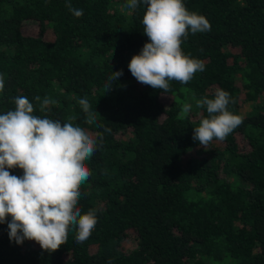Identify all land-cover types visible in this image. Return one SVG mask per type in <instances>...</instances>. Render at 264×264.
<instances>
[{
  "label": "trees",
  "instance_id": "1",
  "mask_svg": "<svg viewBox=\"0 0 264 264\" xmlns=\"http://www.w3.org/2000/svg\"><path fill=\"white\" fill-rule=\"evenodd\" d=\"M126 3L0 0V114L23 96L33 115L98 137L77 205L81 214L95 210L91 236L77 242L73 226L67 242L48 252L10 241L3 223L0 264H264V0H183L211 24L181 45L205 69L187 84L170 81L167 93L129 70L149 38L146 5ZM29 21L37 23L33 35L23 32ZM217 89L235 100L228 109L243 123L205 150L193 139L208 115L196 102ZM45 98L54 103L41 111ZM85 98L92 124L79 104Z\"/></svg>",
  "mask_w": 264,
  "mask_h": 264
},
{
  "label": "clouds",
  "instance_id": "2",
  "mask_svg": "<svg viewBox=\"0 0 264 264\" xmlns=\"http://www.w3.org/2000/svg\"><path fill=\"white\" fill-rule=\"evenodd\" d=\"M140 4L146 5L142 23L149 42L128 67L138 82L167 93L170 81L187 84L204 71V62L185 55L181 45L189 33L210 31L211 24L204 15L189 11L183 0H127L125 7L134 10ZM66 6L76 17L83 15V9L72 8L70 3ZM121 75L122 70L114 72L110 79ZM4 87L0 74V92ZM52 103L45 98L41 111ZM230 103L235 100L223 89H217L214 98L196 102L197 108L206 107L208 115L194 127L193 139L205 150L213 140L224 141L243 123L241 115L229 111ZM79 104L87 115L85 122L92 124L95 116L89 101L80 99ZM191 107L184 104L182 112L190 113ZM33 112V104L18 96L15 110L0 114V224L7 223L10 241L34 240L43 250L54 252L67 242L71 227L77 229L80 243L96 227L95 210L81 214L77 205L81 185L91 175L85 161L96 152L98 137L79 125ZM17 167L23 170L22 176L10 173L9 169Z\"/></svg>",
  "mask_w": 264,
  "mask_h": 264
},
{
  "label": "rangeland",
  "instance_id": "3",
  "mask_svg": "<svg viewBox=\"0 0 264 264\" xmlns=\"http://www.w3.org/2000/svg\"><path fill=\"white\" fill-rule=\"evenodd\" d=\"M23 32L26 34H32V35L35 34L37 32V23L35 21H29V22L25 23V25L23 27ZM47 36L49 37L50 33H47ZM164 100H165V98H164ZM27 241L31 246H35L38 244L34 240H27ZM127 245H129L130 247L133 246V240L131 238L128 239Z\"/></svg>",
  "mask_w": 264,
  "mask_h": 264
}]
</instances>
